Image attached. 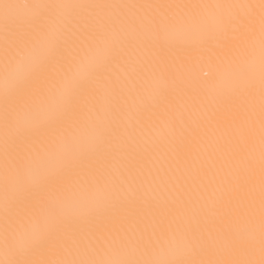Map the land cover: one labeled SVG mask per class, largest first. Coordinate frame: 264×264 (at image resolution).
Instances as JSON below:
<instances>
[{
    "label": "snow or ice",
    "instance_id": "obj_1",
    "mask_svg": "<svg viewBox=\"0 0 264 264\" xmlns=\"http://www.w3.org/2000/svg\"><path fill=\"white\" fill-rule=\"evenodd\" d=\"M0 264H264V0H0Z\"/></svg>",
    "mask_w": 264,
    "mask_h": 264
}]
</instances>
